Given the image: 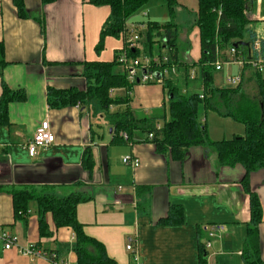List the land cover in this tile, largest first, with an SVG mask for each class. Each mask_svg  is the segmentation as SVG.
Wrapping results in <instances>:
<instances>
[{"label": "crops", "instance_id": "0c3cea01", "mask_svg": "<svg viewBox=\"0 0 264 264\" xmlns=\"http://www.w3.org/2000/svg\"><path fill=\"white\" fill-rule=\"evenodd\" d=\"M251 5V11H247L250 26L256 38L264 39V0H252ZM25 8L28 15L23 18L13 0H0V41L7 61L0 67V97L3 82L26 94L24 101L9 104V124L0 125V226L17 237L22 246L39 245L77 264L72 228H57L53 214L47 212L50 235L42 236L37 201L30 202L25 219H15L11 192L28 190L59 198L79 192L90 198L77 209L85 233L103 243L119 264H199L201 240H211L208 264H244L251 219L250 197L242 185L244 168L222 165L210 146H194L184 161H175L159 153L140 132L133 141L114 144L113 127L106 115L108 134L95 131L96 125L101 127L98 119L103 118H96L91 104L52 108L49 87L86 88L83 63L96 56L99 6L89 0H54L46 4L43 0H25ZM197 8L198 0H177L175 7L174 22L180 29L177 43L197 42L185 58L180 56L188 63L201 57L198 26L192 35L184 28L197 22ZM248 71L252 69L244 72L243 82ZM180 82L185 90L196 83L186 86ZM112 93L123 96L127 91L119 88ZM129 94L133 110L150 113L151 109H159L162 113L167 106L163 84L137 83ZM47 119L56 141L31 157L28 144ZM87 148L94 160L91 172L83 165ZM125 156L139 158L141 165L136 169L123 165ZM250 184L263 206L259 236L264 260V167L250 174ZM171 205L183 207V224L159 223ZM208 227L218 229L214 237L209 236ZM130 238L133 250L127 249ZM0 264L50 262L32 260L16 247L5 249L0 243Z\"/></svg>", "mask_w": 264, "mask_h": 264}, {"label": "trees", "instance_id": "16d2710c", "mask_svg": "<svg viewBox=\"0 0 264 264\" xmlns=\"http://www.w3.org/2000/svg\"><path fill=\"white\" fill-rule=\"evenodd\" d=\"M54 0H43L49 3ZM149 0H89L95 6H107L110 14L104 22L96 51L104 48L108 36L124 34L128 19L141 9ZM249 0H198L197 22L199 28L201 57L198 61L188 63L181 59L177 43L178 25L174 22L177 0H166L170 20L164 23L149 21L144 41V57H158L160 66L153 65L154 70H162L176 64L181 72L185 85L198 81L200 91L188 94L182 85L173 81L172 73L164 77L163 88L167 95V106L159 115H139L130 107L129 91L133 84L127 74L116 71L121 66L116 54L112 61L93 60L83 63V76L86 88L83 90L70 87L56 89L49 87V105L52 108L67 106H88L95 102L113 127L112 143L118 144L134 139L137 132L145 135L146 140L156 145L159 153L167 154L175 161H184L188 150L194 146H210L225 166L241 165L245 170L242 185L250 197L251 219L248 224L247 241L243 250L244 264H264L261 255L259 225L263 219V206L256 192L251 188L250 174L264 167V75L263 72L252 70L257 82L258 92L250 96L243 87L242 81L235 87L215 86V63L220 56L223 60L227 52L236 48L238 54L249 53V47H235L237 42H255L256 34L247 16ZM20 17H26L25 0H13ZM145 24V23H144ZM264 56V39H261ZM160 50L155 56V48ZM167 49L168 62H163L161 49ZM126 49V45L124 50ZM130 57H138L140 50L130 49ZM7 65L5 46L0 41V67ZM192 70L196 71L194 79L190 78ZM182 82V84H183ZM0 97V125L9 124V104L14 101H24L26 94L23 90L11 89L3 82ZM123 88L127 94L114 96L115 89ZM203 94V98L201 95ZM205 110H213L220 115L230 117L245 126V134L231 139L212 140L209 136L207 122L199 118L200 106ZM162 121V122H160ZM160 126V127H159ZM121 133H126L125 138ZM150 134L153 136L150 137ZM84 167L92 171L94 160L90 148H87L83 158ZM13 196V211L15 219H25L28 215L29 204L37 201L39 211V229L42 236L50 235L45 214L51 212L57 228L70 227L75 234L74 251L77 264H119L110 257L103 243L88 236L84 225L77 216L79 204L90 200L79 192L59 198L53 195L35 194L28 190L11 192ZM185 221L184 209L180 205H171L166 217L160 220L163 225H181ZM199 264H208L207 248L203 240L199 243Z\"/></svg>", "mask_w": 264, "mask_h": 264}, {"label": "built area", "instance_id": "2783aa9c", "mask_svg": "<svg viewBox=\"0 0 264 264\" xmlns=\"http://www.w3.org/2000/svg\"><path fill=\"white\" fill-rule=\"evenodd\" d=\"M148 15L145 13V16ZM146 27L144 23H132L131 26H127L124 31V41L126 49L123 51L122 55L118 57V61L123 67V70L128 76L130 83H140V84H162L164 77L169 73L182 76L181 72L177 69L176 64H172L170 67H165L162 70H154L153 65L156 64L160 66V59L158 57H130L128 51L130 49L140 50L142 47L141 39L142 33L140 28ZM228 57L226 60H223L220 56L216 60L215 67L217 71H222L224 65L226 64H235L239 67L238 74L236 76H230L228 81L233 85H239L242 81V69L245 66H249L252 70H257L264 72V56L262 53V43L261 39L257 38L255 42L250 45L248 55L238 54L236 48H231L228 52ZM163 62H168L169 57L167 55L163 56ZM159 75V76H158ZM196 76V71L192 70L190 73V78L194 79ZM203 98V94L201 95ZM160 127V126H159ZM125 138H127L126 133H121ZM153 135L150 134V137ZM56 141L55 134L52 131L51 122L47 119L40 123L34 136L30 143L28 144V151L31 157H34L38 154L39 149H45L50 147ZM122 162L126 166L132 168H138L141 165V160L133 156H125L122 159ZM121 187H119V190ZM117 205H120L121 202L117 201ZM209 231V236L214 237L217 232L216 227L206 228ZM0 243L4 245L5 249L17 248L19 253L23 256H27L32 260L43 259L50 262V264H72L69 261H66L62 258L56 251L46 250L39 245H26L22 246L18 243L17 237L11 234L5 227L0 226ZM211 246V240L206 242V248ZM128 250H133V239H129L127 245Z\"/></svg>", "mask_w": 264, "mask_h": 264}, {"label": "rangeland", "instance_id": "374dc122", "mask_svg": "<svg viewBox=\"0 0 264 264\" xmlns=\"http://www.w3.org/2000/svg\"><path fill=\"white\" fill-rule=\"evenodd\" d=\"M98 15H100V21L98 23V33H99V37H100V32L102 29V26L104 24V22L106 21V18L109 16L110 14V9L107 6H99L98 8ZM145 13H147L148 15L145 16ZM102 18V19H101ZM169 18L170 20V14L168 11V6H167V2L166 0H149L141 9H139L134 15H132L128 21H127V26H131L132 23H145L146 27L142 28V27H138L140 28V32L142 33V39H141V45L140 47H142L140 49V55L138 57L143 58L144 57V41H145V37H146V33H147V24L149 21H159L160 23L165 22L166 19ZM184 28L187 29L188 34H193V31L197 29V25L196 23H191L189 25H186ZM100 30V31H99ZM198 41V40H196ZM98 43V41H97ZM96 43V44H97ZM180 44H178L179 48H180V56L185 58V54L188 53V51L191 49V45L194 47H197V42H193V40L191 42H179ZM95 44V45H96ZM192 47V48H193ZM125 48V41H124V36L120 35V36H108L105 39V44H104V48L100 51L97 52L95 49V54L96 56L94 57V60H103V61H112L115 59V56L117 54V56H121L123 51ZM160 50L157 48H155L154 52H155V56H158V52ZM162 54L163 55H167V49L166 48H162L161 49ZM132 58V57H131ZM116 71L118 72H123V67L119 66L117 67ZM239 71V67L235 64H226L224 65V68L222 71H216L215 72V77H214V83L215 86L218 87H235L236 85H233L232 83H230L228 81V78L230 76H236L238 74ZM173 77V81L175 83H179L180 82V77L179 75L173 74L171 75ZM244 82H243V87L246 90V92L250 95V96H255L257 95L258 92V88H257V82L255 80V77L253 76L252 71H248L245 74V78H244ZM182 82V80H181ZM180 82V83H181ZM199 82L196 81V83L194 85H192L193 87L186 90V92L188 94L195 92L196 90H199ZM185 90V89H184ZM91 106H93L95 109H91V112H93V110H96V118L97 117H102L103 119L99 120V125L101 127H98V125L95 126V131H97L98 133H106L108 134V124L107 122L104 120L105 118V114L104 112L100 109V107L93 101L91 102ZM139 115H153V114H159L158 112H160V110L158 109H151L150 113H147L143 110H135ZM162 111V110H161ZM161 113V112H160ZM199 118L201 121H205L208 124V129H209V136L210 138H216L218 140H220L221 138H223V136H226V139H231L233 137L236 136V133H240V134H245V126L239 122L234 121L233 119L229 118V117H224L221 116L218 112L213 111V110H205L203 105L200 106V111H199ZM162 122V121H160ZM213 140V139H212ZM124 165V164H123Z\"/></svg>", "mask_w": 264, "mask_h": 264}, {"label": "water", "instance_id": "95a60500", "mask_svg": "<svg viewBox=\"0 0 264 264\" xmlns=\"http://www.w3.org/2000/svg\"><path fill=\"white\" fill-rule=\"evenodd\" d=\"M251 4H252V0H249L248 1L247 8H246L247 11H251V9H252V5ZM250 45H251L250 42H244V41L237 42V43L234 44L235 47H239V46H247V47H250Z\"/></svg>", "mask_w": 264, "mask_h": 264}]
</instances>
